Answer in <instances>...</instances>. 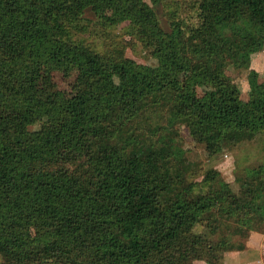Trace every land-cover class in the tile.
<instances>
[{"label": "trees", "instance_id": "16d2710c", "mask_svg": "<svg viewBox=\"0 0 264 264\" xmlns=\"http://www.w3.org/2000/svg\"><path fill=\"white\" fill-rule=\"evenodd\" d=\"M163 2L0 0L1 264H222L220 221L264 233V164L236 193L215 169L195 181L180 142L214 156L264 137V0H202L169 31ZM124 23L155 65L83 38Z\"/></svg>", "mask_w": 264, "mask_h": 264}, {"label": "rangeland", "instance_id": "374dc122", "mask_svg": "<svg viewBox=\"0 0 264 264\" xmlns=\"http://www.w3.org/2000/svg\"><path fill=\"white\" fill-rule=\"evenodd\" d=\"M202 0H164L157 7L159 19L166 30H170L173 23L182 26H193L197 22V6ZM85 24L92 25L97 21L95 14L88 10L83 15ZM94 26L91 27V29ZM128 24L124 23L114 29L103 33L92 30L83 38L91 42L97 49L114 52L124 48V55L134 60L137 65H155L156 61L149 50L134 36L127 32ZM97 28V27H96ZM90 29V30H91ZM258 73V82L264 86V51L254 54L251 59V68ZM250 71L235 70L230 68L228 75L239 85L242 95L248 99L250 94ZM67 88L71 89L68 85ZM91 125V115L85 113L79 120L76 128L81 130ZM180 142L186 151L188 159L194 163L196 173L192 178L199 182L204 174L215 169L220 172L222 178L231 186L234 192H239L238 178L248 169L264 164V137L258 136L252 141L238 144L232 149L227 148L220 154L211 156L204 146L194 142L186 129H182ZM203 228H197L200 234ZM212 249L223 256L222 264H264V233L251 231L233 222L220 221L215 236L208 237ZM3 258L0 255V264ZM194 264H207L197 261Z\"/></svg>", "mask_w": 264, "mask_h": 264}]
</instances>
